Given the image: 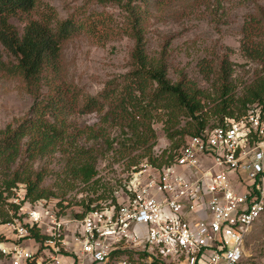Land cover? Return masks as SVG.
Returning a JSON list of instances; mask_svg holds the SVG:
<instances>
[{
    "label": "built area",
    "instance_id": "built-area-1",
    "mask_svg": "<svg viewBox=\"0 0 264 264\" xmlns=\"http://www.w3.org/2000/svg\"><path fill=\"white\" fill-rule=\"evenodd\" d=\"M125 171L113 199L72 214L64 202V219L20 188L0 264H257L247 241L264 213V99L186 138L168 163Z\"/></svg>",
    "mask_w": 264,
    "mask_h": 264
},
{
    "label": "rangeland",
    "instance_id": "rangeland-1",
    "mask_svg": "<svg viewBox=\"0 0 264 264\" xmlns=\"http://www.w3.org/2000/svg\"><path fill=\"white\" fill-rule=\"evenodd\" d=\"M41 1L53 7L60 19L73 17L81 23L89 20L98 29L95 36L82 31L62 44L59 70L57 73L44 74L39 97L49 98L54 89L63 91L66 105L63 117L67 134L71 139L73 137L77 146L88 150L96 158L98 178L105 186L102 188L105 190H99L98 194L108 193L109 188L115 189L121 185V176L126 172L123 164L132 159L140 161L143 151L130 152L131 144L123 141L124 136L116 127L107 128L103 139H90L86 129L100 126L102 114L84 113L83 106L87 96H97L109 86H120L123 77L131 69L130 55L134 41L127 35L131 27L127 0ZM133 5L142 17L148 57L159 58L163 54L167 78L172 84L184 77L210 97L205 102L209 116L205 129L218 125L220 121L221 116L212 113L220 102L219 65L223 58H227L231 64L229 82L234 88L238 109L239 100L245 95L246 89L264 75L263 66L246 58L242 48L245 25L252 20L258 22L259 30L258 33L252 30L251 40L264 46V0H137ZM36 15L38 12L22 15L21 19L12 18L10 23L22 32L25 22L36 19ZM0 51L3 53L1 47ZM2 55L4 63L11 67L10 61ZM209 70L211 72L206 76L204 73ZM33 100L18 77H11L6 71L0 70V132L9 125L15 127L20 123L28 115ZM253 104H247L245 109ZM237 108L232 109L234 115L239 114ZM162 121L161 117H156L152 123L156 140L150 158L157 164H165L170 159L175 150L173 143L187 137L184 131L191 120L180 117L177 126L173 127L174 122L170 123L172 129L164 127ZM165 129L169 133L177 131L181 134L170 140ZM106 138L109 142L115 141L111 150L107 149ZM21 149L15 168L21 165L24 168L26 165L33 173H43L41 187L53 194L51 204H55L58 218L64 219V199L68 212L72 214L75 209H80L79 201L83 197H92V187H84L72 177L66 166L65 154L56 151L50 156L27 162L25 146ZM58 202H62V205L58 206ZM4 209L11 218L13 212L9 206L4 205ZM0 236L11 237V233L0 225ZM247 249L257 264H264V213L254 226L247 241Z\"/></svg>",
    "mask_w": 264,
    "mask_h": 264
},
{
    "label": "trees",
    "instance_id": "trees-1",
    "mask_svg": "<svg viewBox=\"0 0 264 264\" xmlns=\"http://www.w3.org/2000/svg\"><path fill=\"white\" fill-rule=\"evenodd\" d=\"M134 1L137 0L126 2L131 15V27L127 35L134 41L130 55L131 69L123 77L120 86H109L97 96H87L84 98L83 106L84 113L102 114L100 126L86 129L90 139H103L107 128L116 127L124 136L123 141L131 144L130 152L143 151L140 161L132 159L125 162L123 164L125 169L139 165L141 160L147 157L148 162L157 164L150 158L156 140V133L152 127L156 117L158 119L161 117L164 120L162 121L164 127L169 126L168 129H172L170 125L172 122L173 127L177 126L180 117L190 118L191 121L187 123L189 127L184 131L188 134L186 138L198 135L204 130L206 119L209 117L205 102L210 97L184 77L178 83L172 84L167 78V64L163 54L159 58H150L146 54L142 17L133 5ZM33 12H38L37 18L27 20L22 32L10 23L12 18L21 19L22 15L27 16ZM88 21L81 23L73 17L60 19L55 9L41 0H0V47L3 50V53L0 51V70L6 71L11 77H18L23 82L26 92L34 99L28 115L20 123L15 127L9 125L0 132V225L10 222L16 216L18 206L11 203L16 190L21 188L25 198L31 203L40 200L51 201L53 197L51 192L41 187L43 173H33L26 165L24 168L22 165L15 168L22 146H25L27 162L50 156L56 151L65 154L66 166L72 177L79 180L84 187H92V197H83L79 201L84 211H88L100 200L113 199L112 188L107 190L108 193L98 194L99 190H105L102 189L105 186L98 178L96 158L88 150L77 146L73 137L71 139L67 134L63 117L66 107L63 91L54 89L53 95L49 98L39 97L44 74L57 73L59 70L62 44L82 31L96 35L97 27ZM253 29L258 33L256 20L246 23L242 48L246 58L259 62L264 68V46L252 42ZM2 54L10 61L11 67L4 63ZM219 67L220 102L215 105L212 115L221 117L219 124L213 127L222 125L224 118L244 114L247 104L264 99L263 75L246 89L245 95L239 100L238 109L235 105L238 100L234 98V88L229 82L231 64L227 58H223ZM210 72L209 70L203 73ZM233 108H237L239 114L234 115ZM193 122L196 125H191ZM165 132L170 140L181 134L177 131L169 133L166 129ZM186 138L173 143L175 150ZM114 142L112 140L109 142L106 138L108 150L112 149ZM169 160L165 161V164ZM4 205L9 206L14 212L11 218L8 217ZM57 205H62V202H58ZM30 233L39 238L34 229H31ZM3 240L4 237L0 236V242Z\"/></svg>",
    "mask_w": 264,
    "mask_h": 264
}]
</instances>
